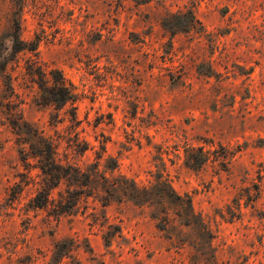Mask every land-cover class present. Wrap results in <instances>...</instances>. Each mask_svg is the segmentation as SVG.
Here are the masks:
<instances>
[{
  "label": "rangeland",
  "instance_id": "374dc122",
  "mask_svg": "<svg viewBox=\"0 0 264 264\" xmlns=\"http://www.w3.org/2000/svg\"><path fill=\"white\" fill-rule=\"evenodd\" d=\"M0 264H264V0H0Z\"/></svg>",
  "mask_w": 264,
  "mask_h": 264
},
{
  "label": "trees",
  "instance_id": "16d2710c",
  "mask_svg": "<svg viewBox=\"0 0 264 264\" xmlns=\"http://www.w3.org/2000/svg\"><path fill=\"white\" fill-rule=\"evenodd\" d=\"M63 79L60 77L59 80ZM59 80L57 81V85L54 89V92L51 91L55 97H53L54 102H58L61 105L65 104L68 100L71 99V92L68 88L63 84V81L59 83ZM56 91V92H55ZM38 131H34V134L30 135L33 138H41L38 140V143L34 142L30 144V148L32 150L30 154V158H37L39 161V169L42 172L41 173V185L40 190H38V193L36 194V197L32 200V209H39V210H46L48 209L50 205V196L52 191L59 187L63 181L66 179H69L71 177V174L74 172L81 173L79 168H76L70 164L63 165L60 160L58 159V149L57 147L50 141L44 139L40 135H38ZM31 181L32 176L28 177ZM129 182L128 180H126ZM114 182V181H113ZM131 184L124 185L123 183L119 184L118 182L111 183L112 187L119 188L122 187L124 190L129 192V197L132 201L137 203V199L139 197V194L148 195L146 191L140 190L136 183L133 181L130 182ZM20 188L23 189L24 185L18 184ZM164 186L166 188H171L170 184L165 181ZM38 189V188H37ZM24 190V189H23ZM23 190L20 189L18 194L21 195ZM170 193H165L163 195V198H170ZM138 204V203H137ZM188 208L190 211L193 210L191 202L188 200L187 202ZM62 205V203H61ZM182 208V207H181ZM178 217H182V214L177 213Z\"/></svg>",
  "mask_w": 264,
  "mask_h": 264
}]
</instances>
